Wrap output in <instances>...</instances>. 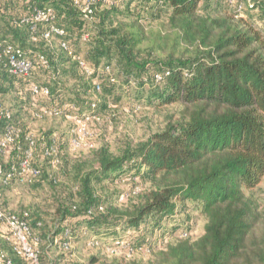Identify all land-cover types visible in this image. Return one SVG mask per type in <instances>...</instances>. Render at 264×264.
Segmentation results:
<instances>
[{
    "label": "trees",
    "instance_id": "trees-1",
    "mask_svg": "<svg viewBox=\"0 0 264 264\" xmlns=\"http://www.w3.org/2000/svg\"><path fill=\"white\" fill-rule=\"evenodd\" d=\"M74 1L0 0V39L28 56H46L57 72L51 79L37 66L31 80L46 73L44 85L52 95L51 82L70 76L73 98L62 110L80 116H98V94L120 81L127 92L134 87L137 103H177L181 109L177 119L143 143L118 153L95 145L70 169L62 158L68 138L61 135L59 162L53 167L60 169L61 179L47 174L52 158L42 155V145L52 135L36 134L19 123L37 136L33 163L40 175L27 184L40 185L49 176V184L61 188L50 227L28 210L16 212H28L36 238L30 241L40 261L51 248L64 250L62 242L90 233L88 242H116L127 253L154 252L147 263L119 256L99 264H264V223L258 204L245 193L264 174V32L237 17L232 7L229 11L226 0H142L143 6L133 11L131 0H111L95 4L88 18ZM34 8L53 14L39 23L37 33L51 25L64 31L54 38L55 48L41 38L31 40L28 23L18 24ZM142 9L155 20L165 13L166 21L145 24ZM0 73V91L6 92L1 88L5 81L19 97L25 96L27 81L3 66ZM124 180L133 190L137 180L149 181L151 188L126 207L115 204L125 191L99 192ZM13 184L0 186L1 197ZM192 213L204 219L195 238L190 235ZM1 256L12 264H29L12 254L3 239ZM89 261L96 264L98 258Z\"/></svg>",
    "mask_w": 264,
    "mask_h": 264
},
{
    "label": "rangeland",
    "instance_id": "rangeland-1",
    "mask_svg": "<svg viewBox=\"0 0 264 264\" xmlns=\"http://www.w3.org/2000/svg\"><path fill=\"white\" fill-rule=\"evenodd\" d=\"M131 1V11L143 6L142 0ZM250 1L256 5V8L247 9L243 12L242 16L237 17L245 19L264 32V10L262 9L264 0ZM146 6L148 5L144 4V7ZM227 9L231 12L233 11L228 5ZM142 16L146 17V20H144L145 24L154 25L155 22L166 21L167 18L165 13H161L159 19L155 20L148 14L147 9H142ZM55 43L56 40L54 39L52 42L54 48L56 46ZM27 44L37 48L41 47L39 44H31L30 42ZM80 48L83 49L84 44H80ZM46 75V73H37V77L34 80L44 84L46 83ZM58 81L59 84L51 82L54 92L51 95L50 101L46 100L43 104L66 106L69 100L73 98L70 92L73 80H71L70 76L60 75ZM1 88L6 90V92L0 91L1 102L13 110L16 120L20 124L29 127L34 133L39 135L48 133V135H54L57 138H61L62 136L68 138V129L71 122L64 115L37 120L32 116L33 110L29 105L30 98L28 93L25 94V99L19 97L15 89L9 87V82L5 81L2 83ZM126 90L123 82L120 81L114 85L111 91H105L104 93L101 91L98 94V116L100 120L88 126L89 130L95 134L94 142L96 147L106 146L113 153H118L128 145L135 146L143 143L153 132L162 129L169 121L177 119L181 109L179 104L173 103L155 106L154 104L137 103L135 99L137 93L134 87L131 85L129 91L127 92ZM104 98L105 103L102 101ZM63 113L68 112L63 111ZM90 154V151L73 153L66 149L62 158L66 168L70 169L74 163L86 158ZM59 170V168L46 165V172L50 177L57 174L58 179H61ZM49 176L40 185L32 186L15 183L12 187L3 191L1 199L5 207L14 212L28 210L29 213L38 215L42 222L47 227H50L55 218L56 200L60 197L61 188H53L48 182ZM150 188L151 184L149 181L137 180V186L133 190L130 181L124 180L113 185L110 184L105 190H99V192L101 194H109L114 190L125 191L115 204L118 207H126L133 202H138L140 196ZM245 193L251 196L258 204L261 220L264 223V174L258 185L253 189L245 191ZM191 216L193 217V229L190 235L195 238L202 233L204 219L197 213H192ZM166 222H169V220ZM90 236V233L79 235L77 239L72 240L68 250H61L56 247L51 248L48 254L44 255L41 264H68L70 261L79 264H91L89 260L92 257L98 258V263L96 264H99L104 260L108 262L119 256L124 257L126 260L133 259L139 263H147L153 258L154 252L149 249H146L145 252L135 250L127 253L117 250L114 253H107V250H105L106 246L100 241L97 242L98 245L92 246L89 243L90 241L88 242ZM173 236L174 233L170 237H167L165 241L171 240Z\"/></svg>",
    "mask_w": 264,
    "mask_h": 264
},
{
    "label": "built area",
    "instance_id": "built-area-1",
    "mask_svg": "<svg viewBox=\"0 0 264 264\" xmlns=\"http://www.w3.org/2000/svg\"><path fill=\"white\" fill-rule=\"evenodd\" d=\"M74 2L82 12L83 17L88 18L95 4H108L111 0H75ZM226 2L238 16H242L245 10L254 8V4L250 0H226ZM52 17L53 14L50 9L34 8L18 24L28 23L31 40L37 41L38 38H41L46 43L52 44L56 36L64 34L61 28L51 25L37 33L39 23L49 21ZM59 46L66 48L64 42H59ZM80 64L84 66L83 62ZM2 66L10 75L27 81L25 87L30 98L29 105L33 110L32 116L35 119L41 120L46 117L64 115L70 120L71 125L68 129L67 140L69 151L76 153L95 147V134L89 130L88 126L93 122H99V116L91 113H85L81 116L76 113H63L62 106L43 104L46 100L51 99L50 88L31 80V76L38 66L44 69L51 79L57 78V72L50 68L46 56H28L26 52L16 48L6 39H0V72ZM86 72L90 73L88 69ZM95 89L99 91L100 86L97 84ZM21 98L24 99L25 97ZM93 106L94 104H92ZM71 107L73 108L72 104ZM36 137L31 130L23 131L19 122L13 118V110L6 107L0 100V186H6L12 182L27 184L40 175V169L33 163ZM42 155L52 158V167L58 164V138L56 136L52 135L48 143L42 145ZM32 238L36 240L29 225L28 212L23 211L22 214H17L8 210L3 205L0 193V239L9 245L12 254L28 260L29 264H41L39 250L30 241ZM89 243L92 246L98 245L97 242L93 241ZM61 246L64 250H68L71 241H64ZM122 247L125 248L122 244L115 242L111 246H106L105 250L107 253H114L117 250H122ZM0 264H12V261L9 257L1 256Z\"/></svg>",
    "mask_w": 264,
    "mask_h": 264
}]
</instances>
